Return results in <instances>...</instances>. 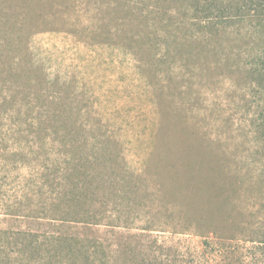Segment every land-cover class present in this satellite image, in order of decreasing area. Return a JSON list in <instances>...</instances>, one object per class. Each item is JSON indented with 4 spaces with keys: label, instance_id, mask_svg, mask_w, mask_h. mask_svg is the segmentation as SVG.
Returning a JSON list of instances; mask_svg holds the SVG:
<instances>
[{
    "label": "rangeland",
    "instance_id": "1",
    "mask_svg": "<svg viewBox=\"0 0 264 264\" xmlns=\"http://www.w3.org/2000/svg\"><path fill=\"white\" fill-rule=\"evenodd\" d=\"M214 1L0 0V264H264V31Z\"/></svg>",
    "mask_w": 264,
    "mask_h": 264
},
{
    "label": "trees",
    "instance_id": "2",
    "mask_svg": "<svg viewBox=\"0 0 264 264\" xmlns=\"http://www.w3.org/2000/svg\"><path fill=\"white\" fill-rule=\"evenodd\" d=\"M217 2L219 1H214V3ZM196 14L201 16V19L197 20L202 23V26L209 31L214 30L215 34L219 30L226 29L240 19L247 21V24L251 28L262 29V31H264V0H242L241 4L232 9H225V7L221 9L216 6L215 9L208 7L203 10L202 7ZM259 74H261V72H259ZM3 233L4 231L0 229V234ZM14 247L16 249V251H14L16 255H24L25 249L20 248L18 244Z\"/></svg>",
    "mask_w": 264,
    "mask_h": 264
}]
</instances>
